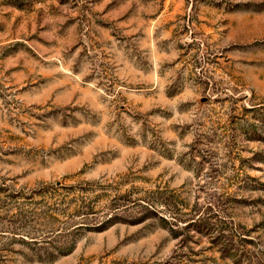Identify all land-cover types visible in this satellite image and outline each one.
I'll return each instance as SVG.
<instances>
[{
    "label": "rangeland",
    "instance_id": "374dc122",
    "mask_svg": "<svg viewBox=\"0 0 264 264\" xmlns=\"http://www.w3.org/2000/svg\"><path fill=\"white\" fill-rule=\"evenodd\" d=\"M0 264H264V0H0Z\"/></svg>",
    "mask_w": 264,
    "mask_h": 264
}]
</instances>
